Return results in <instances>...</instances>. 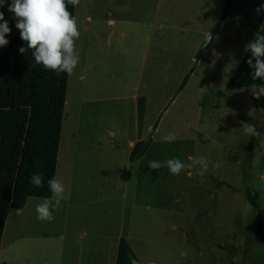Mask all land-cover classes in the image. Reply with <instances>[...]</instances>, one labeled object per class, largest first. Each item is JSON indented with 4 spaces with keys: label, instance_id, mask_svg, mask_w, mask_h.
<instances>
[{
    "label": "rangeland",
    "instance_id": "rangeland-1",
    "mask_svg": "<svg viewBox=\"0 0 264 264\" xmlns=\"http://www.w3.org/2000/svg\"><path fill=\"white\" fill-rule=\"evenodd\" d=\"M226 2L80 0V60L69 76L57 169L66 200L53 210L60 233L67 226L91 231L101 225L111 243L133 225L151 239L136 249L156 264H264V235L255 230L257 211L247 197L259 191L264 216V107L255 105L251 86L227 87L264 24V9L256 11L264 0H232L214 32ZM9 4L0 11L10 43L18 29ZM242 122L256 126L261 137L245 135ZM170 132L176 139L164 141ZM139 140H149V147L132 162L129 143ZM200 157L221 166L209 165L203 176L199 165L178 176L166 167L149 168L153 160L191 165ZM77 231L54 238V261L106 264ZM51 241H32L29 264H45L41 252Z\"/></svg>",
    "mask_w": 264,
    "mask_h": 264
},
{
    "label": "trees",
    "instance_id": "trees-1",
    "mask_svg": "<svg viewBox=\"0 0 264 264\" xmlns=\"http://www.w3.org/2000/svg\"><path fill=\"white\" fill-rule=\"evenodd\" d=\"M231 3L232 0H227L214 32L225 22ZM68 10L75 17L76 7L69 4ZM21 47H27V44L18 30L0 56V248L10 209L23 208L31 196L51 198L47 181L57 174L67 105L69 75H57L35 65L31 50L22 54ZM250 58L251 53L247 52L229 80L228 88L240 89L264 83V80L252 78L253 69L247 63ZM194 69L195 66L184 77L179 92L186 86ZM254 102L257 107H264V96L259 100L255 98ZM149 142L139 140L130 159L134 161L143 157ZM34 173L42 176L41 187L30 183ZM259 196V191L247 193L250 204L257 211L255 230L264 235ZM133 258L136 255L131 245L122 238L117 264H131Z\"/></svg>",
    "mask_w": 264,
    "mask_h": 264
},
{
    "label": "clouds",
    "instance_id": "clouds-1",
    "mask_svg": "<svg viewBox=\"0 0 264 264\" xmlns=\"http://www.w3.org/2000/svg\"><path fill=\"white\" fill-rule=\"evenodd\" d=\"M6 0H0V8ZM73 7L80 5V0H11L8 5L9 12L14 14L16 28L20 31L21 39L26 42L27 47H21L20 53L27 54L31 50L35 65H41L45 70L55 72L57 75L67 73L71 76L79 64V54L76 50V41L80 38L78 23L73 14L68 10V5ZM264 9V5L257 8L259 13ZM0 47L6 46L9 41L6 35L11 33L8 21L5 20L4 13L0 11ZM259 32L255 38L248 42L245 51L251 53V58L247 63L253 69L252 78L254 80H264V24L259 26ZM210 34L207 40H209ZM206 40V41H207ZM255 60V63H253ZM90 67V66H89ZM85 72L87 69L84 70ZM86 75L79 76L81 81L86 80ZM251 95L259 100L264 96V83L252 84ZM240 130L248 137H261L256 126L242 122ZM176 139L175 132H170L163 137L164 141L172 142ZM199 165V174L203 176L208 172L209 165L220 167L218 162H213L206 157H200L191 165L182 162L178 158L168 159L163 162L150 161L149 168L159 170L166 167L172 175H179L182 170H188L191 175V168ZM30 183L36 187L42 186V176L34 173L30 177ZM51 198H44L42 203L36 206L37 219L41 221H52L55 217L53 209L59 210L62 207L61 201L65 199L66 191L64 183L57 177L47 181ZM23 209H16L20 214Z\"/></svg>",
    "mask_w": 264,
    "mask_h": 264
},
{
    "label": "crops",
    "instance_id": "crops-1",
    "mask_svg": "<svg viewBox=\"0 0 264 264\" xmlns=\"http://www.w3.org/2000/svg\"><path fill=\"white\" fill-rule=\"evenodd\" d=\"M116 21V19H110L111 23H115ZM129 144L131 148V156L133 148L135 147V141H130ZM130 161L132 160L130 159ZM124 195L125 194L123 193L122 197ZM64 196H66L65 193ZM43 199L44 197H29L26 205L21 208L23 209V211L20 214H17L16 209L9 210L5 231L3 234L2 245L0 248V264H29V258L34 250L32 248V241H34L35 239L39 240L42 237L45 239H49L50 237L52 238V241L48 242L47 245L43 247V250L41 252L44 256L45 264H58V262L54 261L53 259L54 256L58 257L59 253V244L54 243V238L58 240L60 237L61 239L65 240L68 237V233L72 234V231L76 232L78 227L67 226L65 228V231L63 230L64 232L60 233L59 223L55 221V218L50 222L40 220V223H38L36 206L40 204ZM133 205L135 208V196L133 197ZM18 230H20L19 234ZM78 230L79 231H77V235H79V237L83 239L84 242H87L89 244V250L94 251L98 255H101V258L107 259L108 262L106 264H117L120 241L122 238L127 239L133 249L134 254L136 255V258L141 261L154 262V260L151 259L150 255H146V253L136 249L135 245L141 244L143 242L151 243V239L141 230H135L133 225L128 231H120L116 235L115 241L111 243L108 242L109 238L107 232L102 229L101 225L99 227L97 226L96 229H91V231H82V226H79ZM37 262L41 264L40 262H42V259L37 260Z\"/></svg>",
    "mask_w": 264,
    "mask_h": 264
},
{
    "label": "water",
    "instance_id": "water-1",
    "mask_svg": "<svg viewBox=\"0 0 264 264\" xmlns=\"http://www.w3.org/2000/svg\"><path fill=\"white\" fill-rule=\"evenodd\" d=\"M210 41H211V38L205 43V45H207ZM131 264H155V263L154 262L141 261L138 258H133Z\"/></svg>",
    "mask_w": 264,
    "mask_h": 264
}]
</instances>
